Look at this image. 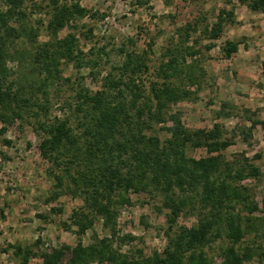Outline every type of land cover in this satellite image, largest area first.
I'll return each mask as SVG.
<instances>
[{
    "label": "trees",
    "instance_id": "trees-1",
    "mask_svg": "<svg viewBox=\"0 0 264 264\" xmlns=\"http://www.w3.org/2000/svg\"><path fill=\"white\" fill-rule=\"evenodd\" d=\"M80 1L0 0L1 132L18 121L30 124L55 180L46 202L63 195L80 198L83 204L72 211L65 228L76 227L81 237L101 222L106 232L95 234L90 244L79 241L68 247L66 264H215L217 258L219 264H264V195L259 200L246 182L263 180L264 172L254 162L261 155L226 154L238 135L249 143L258 126L264 130V116L259 115L264 108H244L241 120L248 124H237L231 133L221 123L191 129L176 108L198 100L210 84L204 63L225 27L240 23L234 2L219 8L213 22L203 13L177 27L153 71L149 55L154 40L147 49L132 50L129 39L118 48L122 60L103 73L96 69L102 54H109L106 48L85 51L73 31L78 18L102 16ZM237 1L251 12L264 13V0ZM42 13L47 18L35 20ZM43 25L46 38L40 39ZM65 29L70 31L62 36ZM93 30L88 26L85 37ZM244 39H226L220 46L224 58H232L241 44L248 47ZM65 65L90 69L100 87L90 90L82 77L72 84L63 74ZM64 84L74 91L61 105L70 114L51 117L50 91H61ZM230 107L222 102L216 117L231 116ZM188 148H204L207 155H189ZM132 194H145L146 203L154 201L157 213H164L167 243L162 251L146 256L142 250L138 255L121 250L137 238L121 236L118 227ZM184 216L196 222L181 223ZM9 247L19 264L34 257L44 264H65V246L49 252H37L32 245Z\"/></svg>",
    "mask_w": 264,
    "mask_h": 264
},
{
    "label": "rangeland",
    "instance_id": "rangeland-1",
    "mask_svg": "<svg viewBox=\"0 0 264 264\" xmlns=\"http://www.w3.org/2000/svg\"><path fill=\"white\" fill-rule=\"evenodd\" d=\"M227 1L144 0V4H138V0H81V4L89 11L97 10L102 17L78 18L76 22L78 28L73 31L80 35V44L85 51L93 49L96 53L97 49L103 46L106 48L109 54H102L103 59L96 69H102L103 73L105 68L122 60L118 53L122 43L132 39L134 44L128 45V48L142 50L147 49L150 39H153V51L149 55V64L153 71L163 47L177 27L203 13H207L213 22L215 20L213 14L225 6ZM232 1L236 6V15L240 23L226 26L222 37L214 41L215 47L208 53L210 57L204 66L210 84H205L198 100L184 101L176 106L182 110L183 120L191 129L212 128L215 123H221L227 132L231 133L237 124H248V121L241 120L244 108L253 110L264 108V13L251 12L237 4V0ZM40 16L47 18V15L42 13L35 15V20ZM88 26L94 28L93 35L89 38L85 37ZM69 31L70 29H65L60 34L63 36ZM45 38L43 25L40 39ZM243 38L248 47L241 44L239 51L232 58H224L220 46L225 40ZM10 66H13V63H10ZM63 68V74L71 77L72 84L80 82L82 77L83 84L90 90L94 91L100 87L99 80L90 74V69H77L73 65H65ZM50 92L49 98L53 104L51 117L69 115L70 110H62L61 105L73 96L74 91L64 84L61 91L51 89ZM222 102L231 104L227 109L231 116L217 118L216 111L220 109ZM259 115L264 116V112ZM2 127L3 123L0 121V264L21 262L9 247L11 244L32 245L37 252H49L52 247L65 246L66 264L71 256L68 247L75 246L79 241L85 245L90 244L95 234L103 236L106 232L101 222H97L81 237L75 233L76 227L70 230L65 228V223H70L72 211L80 207L83 201L80 198L63 195L56 201L47 203L46 198L50 195L55 180L49 172L50 162L40 154L39 137L33 127L25 121L16 122L3 133ZM158 133L162 137L166 136L164 131L158 130ZM6 140H10L12 144ZM234 142L226 150L227 156L231 157L237 152H245L249 157L260 154L261 157L256 158L254 162L264 172V130L258 126L249 143L240 135L235 137ZM187 151L189 155L195 157L207 155L204 148H188ZM246 182L261 200L264 195V177L262 181ZM147 200L145 194H132V205L122 210L118 219L120 235L131 234L137 237L122 245L123 252L138 255L142 250L143 254L148 256L154 251H162L166 246L167 237L164 232L166 217L164 213H157L154 201L146 203ZM180 222L191 225L196 219L184 216ZM220 261L217 258L215 264H219ZM27 264L44 262L42 258L34 257Z\"/></svg>",
    "mask_w": 264,
    "mask_h": 264
}]
</instances>
